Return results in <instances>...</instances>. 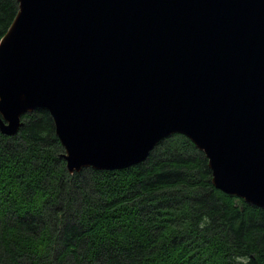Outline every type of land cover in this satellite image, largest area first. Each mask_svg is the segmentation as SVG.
<instances>
[{"label": "water", "instance_id": "obj_1", "mask_svg": "<svg viewBox=\"0 0 264 264\" xmlns=\"http://www.w3.org/2000/svg\"><path fill=\"white\" fill-rule=\"evenodd\" d=\"M0 131L49 110L71 174L188 137L213 185L264 208V0H17Z\"/></svg>", "mask_w": 264, "mask_h": 264}, {"label": "trees", "instance_id": "obj_2", "mask_svg": "<svg viewBox=\"0 0 264 264\" xmlns=\"http://www.w3.org/2000/svg\"><path fill=\"white\" fill-rule=\"evenodd\" d=\"M18 9L0 0V39ZM22 121L0 131V264H264V208L216 188L185 135L71 174L49 110Z\"/></svg>", "mask_w": 264, "mask_h": 264}, {"label": "rangeland", "instance_id": "obj_3", "mask_svg": "<svg viewBox=\"0 0 264 264\" xmlns=\"http://www.w3.org/2000/svg\"><path fill=\"white\" fill-rule=\"evenodd\" d=\"M24 115H25V114H24ZM24 115H23V116H24ZM23 116H22V117H23ZM176 134H179V133H176ZM182 135H183V134H182ZM195 146H196V145H195ZM198 149H199V148H198ZM199 150H200V149H199ZM201 151H202V150H201Z\"/></svg>", "mask_w": 264, "mask_h": 264}, {"label": "bare ground", "instance_id": "obj_4", "mask_svg": "<svg viewBox=\"0 0 264 264\" xmlns=\"http://www.w3.org/2000/svg\"><path fill=\"white\" fill-rule=\"evenodd\" d=\"M151 152H152V151H151ZM150 154H151V153H150ZM149 156H150V155H149ZM149 156H148V157H149ZM146 160H147V159H146ZM144 161H145V160H144ZM140 163H142V162H140ZM138 164H139V163H138Z\"/></svg>", "mask_w": 264, "mask_h": 264}]
</instances>
